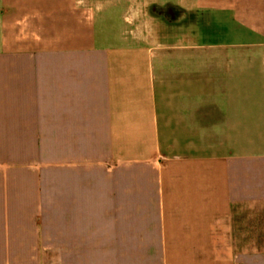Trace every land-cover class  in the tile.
<instances>
[{
    "label": "crops",
    "instance_id": "obj_1",
    "mask_svg": "<svg viewBox=\"0 0 264 264\" xmlns=\"http://www.w3.org/2000/svg\"><path fill=\"white\" fill-rule=\"evenodd\" d=\"M19 1L0 0V264H264L259 0H182L99 45L55 18L45 38Z\"/></svg>",
    "mask_w": 264,
    "mask_h": 264
},
{
    "label": "rangeland",
    "instance_id": "obj_2",
    "mask_svg": "<svg viewBox=\"0 0 264 264\" xmlns=\"http://www.w3.org/2000/svg\"><path fill=\"white\" fill-rule=\"evenodd\" d=\"M57 2L52 6V2ZM182 0H20V8L15 9V16L37 20L41 17L44 26L47 29L43 36L48 38L49 31L52 28V20L57 26L58 35H63L70 31H76L77 28H84L87 34L93 36V43L104 44L107 38H114L120 41L121 37L129 38V33L144 35L147 31L135 30L133 22L145 21L148 24L159 23L161 17H165L170 11H175ZM208 1V0H206ZM258 2V1H257ZM63 6H60V5ZM224 8V7H223ZM21 9V10H20ZM228 8H224L227 13ZM21 12H20V11ZM255 16L264 17V0H259L257 5L251 8ZM234 14L244 15L239 7H235ZM224 13V12H223ZM78 20L79 23L76 22ZM76 24V26L74 25ZM254 26V24L250 23ZM73 27L69 31V27ZM79 31V30H77ZM76 33V32H73ZM27 35L28 40L24 42L19 38V44L36 46L33 41V34H38V26L22 33ZM20 35V32H19ZM32 36V38H31ZM115 36V37H113ZM24 39V38H23ZM0 36V41H1ZM11 41H17L10 39ZM16 44V43H15ZM39 46H52L49 43H43ZM58 257L52 254V264H64L59 262Z\"/></svg>",
    "mask_w": 264,
    "mask_h": 264
}]
</instances>
